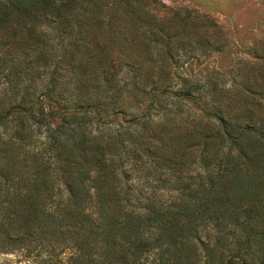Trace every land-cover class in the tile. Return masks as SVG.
Returning a JSON list of instances; mask_svg holds the SVG:
<instances>
[{"label": "trees", "instance_id": "trees-1", "mask_svg": "<svg viewBox=\"0 0 264 264\" xmlns=\"http://www.w3.org/2000/svg\"><path fill=\"white\" fill-rule=\"evenodd\" d=\"M159 8L0 0V253L17 264H264V39L230 75H184L223 31Z\"/></svg>", "mask_w": 264, "mask_h": 264}, {"label": "rangeland", "instance_id": "rangeland-1", "mask_svg": "<svg viewBox=\"0 0 264 264\" xmlns=\"http://www.w3.org/2000/svg\"><path fill=\"white\" fill-rule=\"evenodd\" d=\"M166 8H159V17L169 10L189 9L201 15H207L223 31L226 45L222 52H213L200 57V61H190L179 72L184 75L204 76L211 71L231 74L238 61L250 62L254 58L252 48L256 42L264 39V0H161ZM145 107L139 108V113ZM20 259L15 255L0 253V264L11 262L17 264ZM20 264H26L21 262Z\"/></svg>", "mask_w": 264, "mask_h": 264}]
</instances>
